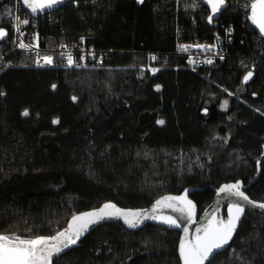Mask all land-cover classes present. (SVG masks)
Wrapping results in <instances>:
<instances>
[{"label":"trees","instance_id":"1","mask_svg":"<svg viewBox=\"0 0 264 264\" xmlns=\"http://www.w3.org/2000/svg\"><path fill=\"white\" fill-rule=\"evenodd\" d=\"M226 1L212 22L202 0H70L39 20L41 34L85 36L106 52L100 67L34 66L8 53L13 29L2 21L0 234H53L103 201L143 207L186 187L198 189L190 197L200 214L213 188L253 177L264 149V38L247 18L252 0ZM225 34L226 55L212 66L192 69L174 54L177 40ZM145 52L165 59L154 75L143 69ZM245 192L264 203V159ZM218 216L226 218L225 207ZM178 237L164 225L131 231L107 222L52 264H180ZM207 264H264V216L244 210Z\"/></svg>","mask_w":264,"mask_h":264},{"label":"snow or ice","instance_id":"2","mask_svg":"<svg viewBox=\"0 0 264 264\" xmlns=\"http://www.w3.org/2000/svg\"><path fill=\"white\" fill-rule=\"evenodd\" d=\"M58 3H60V0H24V4L33 13L37 12V10L51 8ZM207 3L211 5L212 12L215 14L224 4V0H207ZM250 10L252 23L264 33V0H253ZM211 20L212 16H209V21ZM22 23L26 24L28 21L24 20ZM18 30L19 28H17ZM6 35V30L0 29V38ZM20 47L23 48L25 45L21 44ZM43 59L46 63L52 62L51 57L45 56ZM68 62L69 64L72 63L70 55ZM208 62L211 63V61ZM251 75V73H248L244 78L245 81ZM226 105L227 101H225ZM23 115H28L27 111ZM159 123L163 124V121H159ZM219 191L220 193H228L249 201V197L241 191L240 182L226 184ZM249 203L252 202L249 201ZM257 206L264 208V203ZM161 207H168L174 212L181 213L182 218L188 221H192L195 215V206L190 200H187L186 195L163 197L161 200L156 201L152 212L155 213ZM243 210L240 204H230L226 220L213 214L200 228L196 229V235L191 239L187 238L188 228L185 227L183 229L185 238L181 240L179 247L183 264H205L211 255L228 244ZM142 216H147V213L120 209L115 204L108 203L98 210L73 216L68 228L53 236L22 239L18 236L0 235V264H51L52 256L61 252L63 248L75 244L91 224L105 217H122L129 227H136ZM150 218L154 220L162 219L164 223L170 226L181 227L178 219L172 216L157 217L153 214Z\"/></svg>","mask_w":264,"mask_h":264},{"label":"built area","instance_id":"3","mask_svg":"<svg viewBox=\"0 0 264 264\" xmlns=\"http://www.w3.org/2000/svg\"><path fill=\"white\" fill-rule=\"evenodd\" d=\"M58 8L39 15H32L25 10L21 4V0L1 1L0 2V29L7 31V26L13 29V33L8 39V53L12 51L20 52L28 55L33 61V65L37 67L55 66L57 64L69 67L84 66H103L106 62V52L100 51L93 44L87 43L85 36H78L73 42L66 41L63 38H55L52 34H41L37 28L39 20H50L56 15ZM4 19L9 20L2 22ZM27 20L24 24L22 21ZM17 28L19 30L17 31ZM230 41L228 36H216L212 42H187L177 40L174 46V54L183 56L188 67L195 69L198 67H209L224 57L225 51L223 45ZM23 44L25 47H20ZM147 62L144 66L145 70L150 74H156L160 54L156 52H145ZM72 57V63L69 64L68 57ZM52 58L51 63H46L44 57ZM161 59V60H160ZM208 61H211L209 63Z\"/></svg>","mask_w":264,"mask_h":264},{"label":"water","instance_id":"4","mask_svg":"<svg viewBox=\"0 0 264 264\" xmlns=\"http://www.w3.org/2000/svg\"><path fill=\"white\" fill-rule=\"evenodd\" d=\"M68 1H70V0H60V3L54 5L53 7H51V8H45V9H42V10H37V12H35V13H33L31 11V9L28 8L24 4V0H21V4H22L23 8L25 10H27L30 14H32V15H39V14L46 13V12H49L51 10L57 9V8L61 7L62 5H64L65 3H67ZM202 2H203V4L209 10V14L207 16V21L208 22H212L215 19H217L220 16L221 12L228 5L227 1L224 0V4L220 7V10L217 11L215 14H213L211 5L207 3V0H202ZM252 2H253V0L249 3L248 9H247V18H248V21H249L250 25L252 26V28L254 30H256L257 33H259L260 37L264 38V33H262L260 31V29L256 25H254L252 23L251 19H250V16H251L250 5H251ZM209 16H212V20L211 21H209ZM6 36H4L3 38H0V41H3L6 38ZM248 73H251L253 75V72L251 70L246 71L244 73L243 77H242V81L243 82H248L252 78V75H251L247 79V81H245L244 78L248 75ZM263 159H264V149H263L262 153L260 154V157H259L258 161L256 162L255 174L253 175V177L251 179H249V181L246 184L243 183V181L241 179H236V180H230V181L224 182V183L220 184L218 187L213 188V190H214L213 199L211 200V202L208 205H206V207L201 211L200 214H199L198 207H197L195 201L190 197V194L194 190H198V189L195 188V187H186V188H184L182 191H180L178 193H172V192L163 193V194L159 195L157 198H155L150 204H148L147 206H143V207H121V206H119L118 204H116L115 202H113L111 200H106V201H103L101 204H99L97 207H93V208L85 209V210H82V211H79V212H75L74 214H72L68 218L65 226H63L62 228H60L55 233L49 234V235H38L36 237H40V236H43V237L53 236V235L57 234L58 232H61V231H64L65 229H67L69 223L72 221V217L73 216H77V215H80L82 213H86V212H91V211H94V210H98L103 205L108 204V203H111V204H115L120 209L145 212V213H147V216H142L140 218V221H139V223L137 224L136 227H129L124 222V219L122 217H105V218L99 220L98 222H96L94 224H91L89 226V228L87 229V231L84 232V234L87 233L92 228L96 227L97 225H100V224H103V223H107V222H118V223H121L126 229L131 230V231H135V230L143 227L147 223H152V224H156V225H164V226L172 227V228H175V229H177L179 231V237H178V242H177V253H178L179 263L180 264H183V260L180 257L179 247H180L181 240L185 238V233L183 231V229L185 227L188 228V236H187V238L188 239L193 238L196 235V229L197 228H200L213 214H215V215L218 216V212H219V210L222 207H225L226 208V219H227L228 218V206L230 204H240L243 207L244 210L251 211V212H253L255 214L264 216V208H260V207L257 206V205H259V204H261L263 202L253 200L245 192V189L248 188L249 185L251 183H253L254 180L258 177V175L260 173L261 163H262ZM236 182H240V184H241V191H243L245 193V195L249 197V201H251L252 203H249V201H245V200L241 199L240 197H237V196H234V195H230L228 193H220L219 190H220L221 187H223L226 184H234ZM185 195L187 197V200H190L193 203V205L195 206V215H194L192 221H188L186 219H183L182 216H181V213L174 212L171 208H168V207H161L155 213L152 212V209L155 206L156 201L161 200L163 197H168V196L175 197V196H185ZM242 213L240 214V216L242 215ZM153 214L156 215L157 217L172 216L174 218H177L178 219V222L181 224V227L176 228L174 226H170V225L164 223L162 221V219H155V220L154 219H151L150 217ZM0 235H4V234H0ZM83 235L80 236V238L77 240V242L75 244H72V245H70L67 248H63V250L61 252L54 254L52 256V258H51V264H52V261H53V259L55 257H58L59 255H61L65 251H67L68 249H70L73 246H75L79 242V240L83 237ZM36 237H33V238H36ZM224 247H225V245H224ZM223 248L217 250L213 255H211L209 257V260H211L214 257V255L216 253H218L220 250H222ZM208 261H206L205 264H207Z\"/></svg>","mask_w":264,"mask_h":264},{"label":"rangeland","instance_id":"5","mask_svg":"<svg viewBox=\"0 0 264 264\" xmlns=\"http://www.w3.org/2000/svg\"><path fill=\"white\" fill-rule=\"evenodd\" d=\"M143 69L145 70V68L143 67ZM218 218H223V217H221V216H218ZM223 219H225L226 220V218H223Z\"/></svg>","mask_w":264,"mask_h":264}]
</instances>
